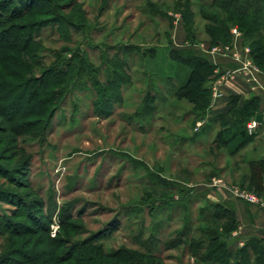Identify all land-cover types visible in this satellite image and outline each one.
Wrapping results in <instances>:
<instances>
[{
    "label": "rangeland",
    "instance_id": "rangeland-1",
    "mask_svg": "<svg viewBox=\"0 0 264 264\" xmlns=\"http://www.w3.org/2000/svg\"><path fill=\"white\" fill-rule=\"evenodd\" d=\"M175 1L79 0L78 5L84 3L88 13L86 22L90 30L74 31L72 45L66 42L58 26L55 31L45 30L46 50L35 56H46V63L54 60L53 49L81 46L91 61L102 68L100 79L106 81L109 64L103 58L118 55L129 62L132 82L113 99L112 107L107 108L110 112L96 108L92 90L83 92L78 88L62 101L52 119L33 126L29 122L38 121L39 116L26 115L19 99L14 101V94L8 93L9 87L0 83L3 96L0 98V264H42V261L29 262L33 257L29 252L42 239L45 245L58 240L59 255L69 256L75 251H70L75 244L98 232L101 236L96 243L107 251L144 250L151 246L165 264H199L185 245L167 248L164 244L178 237L177 231L186 221L187 212L181 214L180 210L190 208L188 219L195 230L199 210L208 203L229 202L236 209L238 198L226 190L228 196L225 195L223 188L211 185L212 180L221 179L227 185L239 187L252 150L246 147L234 157L225 153L218 157L205 154L204 146L218 131V123L210 118L214 115L212 104L204 123L197 128L200 121L194 126V116L189 114L192 106L167 97L162 92L163 79H157L155 84L159 83L162 91L155 92L153 104L158 112H151L144 120L135 115L141 110L147 83L138 55L141 52L134 50L136 54L131 56L124 50L133 46L142 50L155 47L156 58H146V69L159 72L168 66L169 19L145 11L151 2L169 13L175 24L176 18H181L174 12ZM193 1L196 27L203 41L207 37L205 21L199 14V3ZM10 7L8 1L0 0V20L8 17ZM33 17L27 14L1 29L28 23ZM35 17L48 19L49 15ZM26 35L27 30L20 34V40ZM172 40L176 48L190 46L186 41L176 44L173 37ZM202 45L207 46L202 42L195 48L207 55ZM207 48L218 50L223 46ZM257 142L256 157H264V142L260 139ZM156 175L176 180L183 190L169 192L172 198L162 197L165 185ZM258 196L264 199V195ZM152 204L155 208L150 212L148 205ZM5 225L9 228L4 229ZM13 226L17 233H13ZM234 232L228 239L232 252L244 244ZM152 234H156L154 242L150 241ZM78 253L75 251V260L61 264H95L87 254L83 257Z\"/></svg>",
    "mask_w": 264,
    "mask_h": 264
},
{
    "label": "trees",
    "instance_id": "trees-1",
    "mask_svg": "<svg viewBox=\"0 0 264 264\" xmlns=\"http://www.w3.org/2000/svg\"><path fill=\"white\" fill-rule=\"evenodd\" d=\"M6 1L11 7L8 17L0 20V78L2 80L0 83H5V86L9 87L8 93L14 94V101L19 99V104L26 115L39 116L38 121L35 119L29 123L34 126L47 118L52 119L62 101L68 95L75 93L78 88L83 92L92 90L95 93L93 102L96 108L106 113L110 112L107 108L112 107L113 99L120 96L122 88L132 82L127 60L121 59L118 55L112 59L103 58L109 66L106 67V81H102L100 79L102 68L91 61L89 53L81 49V46L74 49L65 45L59 50L53 49L55 57L51 63H46L44 55L41 58L35 56V53H43L46 50L45 30L55 31L54 29L58 26L69 44L73 43L71 38L74 31L90 30L91 26L86 22L88 13L84 9V3L78 5L79 0H69L63 4L61 3L63 0ZM197 2L199 14L205 21L204 32L207 37L203 41L196 27L197 15L193 6L194 1H175L174 12L180 14L186 41L190 44L189 47L181 48L174 46L171 36L174 18L165 10L148 2L146 7L148 11L146 9L145 12H149L152 16L162 15L170 22L168 30L170 47L166 60L168 66H163L158 70L159 72L150 71L145 67L147 57L156 58L155 47L142 50L140 47L133 46V49L128 47L124 50L131 56L136 54L135 51L141 52L137 54L143 62L141 69L147 84L141 110L136 111L135 115L141 116L143 120L150 116L151 112H158V107L153 104L155 92L162 91L159 83L155 84L157 79H163L162 92L167 97H172L177 102L186 101L192 106L189 114L194 116V126L198 121L206 119L213 101V83L224 72L217 71V64L195 47H199L202 42L207 47H233L232 29L234 27L240 32L244 45L249 47L254 64L264 71V0H197ZM103 8H106L105 4ZM27 14L34 16L28 23L10 25L1 29V26H5L6 23L25 18ZM43 14L49 15L48 19L39 20L35 17ZM25 30L27 35L21 41L20 34ZM18 41L22 44L18 45ZM0 98L3 96L0 95ZM17 101L15 103H18ZM259 110L258 97L246 98L242 95H232L225 112L210 116L211 120L218 123V131L215 138L204 146L205 154L213 157L223 156L224 153L231 157L239 154L259 134V127L252 131L248 127V124L260 113ZM261 126H264V121ZM196 132L195 135H198ZM247 167V171L240 177L239 187L264 195V158L247 161ZM156 177L165 185L162 187L164 198H172L169 192L173 190H183L176 180H170L162 175H156ZM148 208L150 212H153L155 206L148 205ZM184 210H180V213L187 212L186 221L182 229L177 231L178 237L164 243L167 248L183 244L199 264H264V238L262 237L247 238L235 252L229 249L228 239L239 227V219L232 203L210 202L206 207H201L198 218L194 222L195 230L191 226V220L188 219L190 208H184ZM3 228L8 229L9 226ZM13 229V233H17L18 230L14 226ZM100 236V232L93 234L91 238L75 244L70 251H78L79 256L83 255V257L87 254L88 259L95 264H112V260H115V264H165L164 258L151 246L145 247L144 250L132 248L131 251L124 249L107 251L102 244L96 243V239ZM155 237L156 234H152L150 241L154 242ZM44 241L42 239L37 242L35 249L29 252L33 255L30 263L42 261V264L48 262L61 264L68 260H75V251L69 256L59 255L58 240L50 241L51 243L48 242L47 245Z\"/></svg>",
    "mask_w": 264,
    "mask_h": 264
},
{
    "label": "crops",
    "instance_id": "crops-1",
    "mask_svg": "<svg viewBox=\"0 0 264 264\" xmlns=\"http://www.w3.org/2000/svg\"><path fill=\"white\" fill-rule=\"evenodd\" d=\"M174 29L171 36L176 44H184L186 41V35L184 32L182 19L177 17ZM187 42V41H186ZM205 48L207 56L210 60L217 64V71L222 70L224 73L228 70H232L233 76L223 82L222 74L214 83L218 84L219 95L213 98L212 111L214 115L225 112L228 108V102L232 95H242L243 97H258L260 101V113L264 114V71L257 73L259 82L256 83L251 79L249 71L243 68L244 63L247 60H251L249 47L245 46L240 34L234 35L233 47L229 50L225 48H219L216 51H210L207 46H200ZM204 120H202V124ZM260 128L258 136L254 141L247 146L251 148V159H257L256 152L259 147L257 140L260 139L264 142V126L257 125L253 130ZM257 142V143H256ZM255 156V158H252ZM264 158V157H260ZM225 195L226 191L223 189ZM228 196V195H227ZM236 213L239 219V229L234 232V235H239L240 242L243 243L251 236H258L264 238V204H249L244 200H235ZM249 235L242 234L243 232H250ZM239 241V240H238Z\"/></svg>",
    "mask_w": 264,
    "mask_h": 264
},
{
    "label": "built area",
    "instance_id": "built-area-1",
    "mask_svg": "<svg viewBox=\"0 0 264 264\" xmlns=\"http://www.w3.org/2000/svg\"><path fill=\"white\" fill-rule=\"evenodd\" d=\"M232 32L234 35H238L240 34V32L238 31V29L236 27H234L232 29ZM230 47H226L225 50H229ZM217 49L214 48L210 51H216ZM250 50V49H249ZM251 60H247L244 65H243V68H245L247 71H249L250 73V76H251V79L258 83L259 82V79H258V76H257V73L261 71V69L254 64L252 58H250ZM233 71L232 70H228L226 71L223 75H222V78L224 79L222 83H225L227 82V80L229 78H231L233 76ZM213 95L214 97L213 98H216L218 97L219 95V87H218V84L217 85H214L213 87ZM202 125V121H200L198 124H197V128L199 126ZM257 125H259L255 120H252L249 124H248V127L250 129V131H252ZM212 186H219L220 188H223L224 190L226 191H229V193H231L234 197L238 198V199H241V200H244L250 204H264V199H261L258 194H256L254 191H251V190H248V189H243V188H239L237 186H230V185H227L225 182H223L221 179H213L212 180Z\"/></svg>",
    "mask_w": 264,
    "mask_h": 264
},
{
    "label": "water",
    "instance_id": "water-1",
    "mask_svg": "<svg viewBox=\"0 0 264 264\" xmlns=\"http://www.w3.org/2000/svg\"><path fill=\"white\" fill-rule=\"evenodd\" d=\"M255 121L259 124V126H261L264 121V114L258 113L255 117Z\"/></svg>",
    "mask_w": 264,
    "mask_h": 264
}]
</instances>
